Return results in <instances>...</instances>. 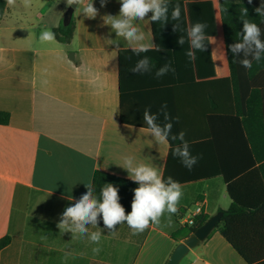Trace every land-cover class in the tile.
I'll list each match as a JSON object with an SVG mask.
<instances>
[{
    "label": "crops",
    "instance_id": "crops-1",
    "mask_svg": "<svg viewBox=\"0 0 264 264\" xmlns=\"http://www.w3.org/2000/svg\"><path fill=\"white\" fill-rule=\"evenodd\" d=\"M92 2L94 19L83 14L91 0L76 6L67 45L40 40L62 23L67 0H15L0 19V111L10 117L0 125V238L11 239L0 264H166L184 241L173 234L196 205L207 219L227 211L228 188L247 207L264 205V133L257 131V109L246 108L255 93L264 101V51L257 60L254 45L236 53L230 48L242 42L244 19L260 27L264 42V16L254 11L264 0H234L242 9L225 11L219 31L206 26V51L190 42L193 55L181 60L179 52L176 68L148 62L132 71L142 59L129 55L122 75L119 52L155 46L151 12L132 21L143 40L126 41L104 19L119 15L120 0L103 7ZM145 110L161 129L171 125L172 148L149 128ZM185 144L196 159L191 170L173 155ZM126 160L131 168H154L161 179L166 170L172 179L197 180L181 184L177 213L165 211L159 225L151 222L141 233L133 234L127 221L108 229L102 215L84 232L71 220L66 230L57 227L95 172L133 181ZM94 232L98 242L91 240ZM180 264L246 263L218 224Z\"/></svg>",
    "mask_w": 264,
    "mask_h": 264
},
{
    "label": "clouds",
    "instance_id": "clouds-1",
    "mask_svg": "<svg viewBox=\"0 0 264 264\" xmlns=\"http://www.w3.org/2000/svg\"><path fill=\"white\" fill-rule=\"evenodd\" d=\"M9 6L15 4V0H6ZM83 3V0H67L69 6L75 4L78 7ZM101 7L105 6L107 0H100ZM251 4L252 0H248ZM120 11L116 17L106 16L105 22L109 23L111 28L115 31L116 35L123 37L126 41L143 40V34L138 35L139 29L133 25L134 20H144L149 12L152 13L151 21L156 22L161 18H166L167 6H161L160 0H120ZM77 7V8H78ZM260 16H264V2L260 7L254 9ZM248 10L245 8L243 15H247ZM83 14L88 18H95L98 15V9L94 7L93 2L88 3L83 8ZM172 18L178 20L180 18V5L177 4L172 12ZM207 25L202 23H196L192 26L189 36L191 37V46L200 50L206 51V46L203 41L205 39L203 30ZM175 31V27L173 29ZM243 36L242 42L230 46L233 53L245 50L247 47L254 45L258 50L256 59L259 60V51H264V42L261 41V29L254 23L247 19L243 20ZM56 38V34L52 31H44L40 35L41 42H51ZM179 44H184V39L180 38ZM148 46L141 44L138 47L133 48V52L139 55L141 52H147ZM188 56H192V52L187 53ZM148 64V57L137 62L136 68L132 71H137L140 68L146 67ZM242 64L246 68H251V62L248 60L242 61ZM144 119L147 122L152 132L161 140L167 137L168 131L171 125H165L164 129H161L159 125L155 123V116L149 115L148 111L144 112ZM163 132V135H162ZM182 138V137H181ZM174 156L182 157V162L189 170L196 163L195 158H189L187 150V144L183 149L176 148L173 152ZM129 165V171L131 178L139 186L135 188L134 198L132 202V210L128 215H125L124 207L119 203L118 189L113 184L108 183L101 188V200H97L93 197V186L91 183L85 184L88 191L82 195V197L75 202L73 206H69L65 209L61 221L57 227L62 231L66 230L68 221L71 220L81 232L87 231L84 225L91 222L96 224L97 216L102 215L103 222L108 229H113L117 223L127 221V224L133 229V234L143 232L149 227L150 221L159 225V217L167 211L170 214L178 212V205L183 196L182 186L179 182L173 181L169 177L167 184L161 179L157 171L147 165H140L136 168L130 167V160H126ZM171 225V216L168 220ZM100 239V233L94 232L91 235L93 242H98ZM94 252H98L99 249H93Z\"/></svg>",
    "mask_w": 264,
    "mask_h": 264
},
{
    "label": "trees",
    "instance_id": "trees-1",
    "mask_svg": "<svg viewBox=\"0 0 264 264\" xmlns=\"http://www.w3.org/2000/svg\"><path fill=\"white\" fill-rule=\"evenodd\" d=\"M234 0H162L161 6H167L166 18L152 22L151 32L154 40V48L147 52H141L136 55L133 51L119 52L120 74L122 75V65L127 56H138L139 59L148 57V62L163 63L165 67H174L178 65V53L181 52V60L187 58V48L191 42L189 32L192 26L196 23H202L209 28L220 30L221 21L225 22V11L231 12L238 9ZM180 5V18L174 20L172 12L174 7ZM7 7L6 0H0V19L5 15ZM152 13H150V18ZM175 27V31L173 30ZM56 34V40L67 45L70 43L74 32V21L71 19L70 24L64 27L61 24L52 30ZM184 39V44L178 43L179 39ZM255 93L250 95L246 102V108L257 109L258 127L257 131L264 133V101L262 96ZM9 114L0 111V125H7L9 123ZM170 144V148L174 146V142L166 138ZM173 143V144H172ZM178 143V141H175ZM168 171V170H167ZM168 172H164L162 180L167 184ZM180 184L194 182L193 176L178 177L172 179ZM111 183L118 189L119 203L125 209V215H128L132 210V202L134 198V189L139 185L134 181L119 178L101 171L94 173L92 178L93 197L98 201L101 200V188ZM229 194L232 198V205L227 211H221L222 217L220 219V234L232 246L237 254L244 260L246 264H264V205L256 208L247 207L236 199L230 188ZM207 220L206 217H196L194 225L189 227L187 225L181 226L180 229L173 234L174 239L185 240L189 237L197 227L201 226ZM151 224V221H150ZM149 224V225H150ZM11 242L9 236L0 238V251L7 247Z\"/></svg>",
    "mask_w": 264,
    "mask_h": 264
},
{
    "label": "water",
    "instance_id": "water-1",
    "mask_svg": "<svg viewBox=\"0 0 264 264\" xmlns=\"http://www.w3.org/2000/svg\"><path fill=\"white\" fill-rule=\"evenodd\" d=\"M76 6L77 5L73 4L65 11L62 18V25L64 27H67L70 24ZM71 56H73V53H70V57ZM221 217L222 213H217L208 218L201 226L197 227L189 237L175 247L166 264H180L183 258L188 254L189 250L197 247L201 242L205 241L211 232L217 228Z\"/></svg>",
    "mask_w": 264,
    "mask_h": 264
},
{
    "label": "built area",
    "instance_id": "built-area-1",
    "mask_svg": "<svg viewBox=\"0 0 264 264\" xmlns=\"http://www.w3.org/2000/svg\"><path fill=\"white\" fill-rule=\"evenodd\" d=\"M199 216H203V210L200 205H196V207L194 208V215L188 217L187 219H184L183 225L192 227L194 225V219Z\"/></svg>",
    "mask_w": 264,
    "mask_h": 264
}]
</instances>
